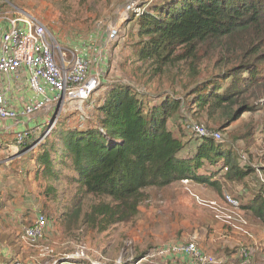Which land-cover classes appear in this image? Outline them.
Masks as SVG:
<instances>
[{
  "label": "rangeland",
  "instance_id": "1",
  "mask_svg": "<svg viewBox=\"0 0 264 264\" xmlns=\"http://www.w3.org/2000/svg\"><path fill=\"white\" fill-rule=\"evenodd\" d=\"M162 1L0 0V31L9 19L20 14H31L50 31L58 59L63 57L66 61H71L77 56L82 57L90 66L88 79H98L96 87L85 101L51 102L46 115L47 118L51 115L50 119L40 123L30 134L27 149L12 147L9 151H0V201L4 206L8 205L9 211L15 207L14 215L0 217V245L8 247L19 256L20 253L23 254L24 261L20 263L44 264L76 253H83L90 259H106L112 263L122 253L123 258L138 259L155 247L177 242L193 241L198 246L194 238H204L205 241V229L208 230L209 227L207 215L219 222L222 240L226 236L231 241L230 244L244 246L245 250H248L249 242L254 241L255 236L249 226L246 210L239 211L247 221L245 225H241L232 220L228 222L227 218H215L210 207L211 204L220 205L219 210L224 214H231L232 209L223 204L224 194L242 201L241 194L246 193L245 188L250 182H262L260 176L264 177V171L257 172L254 167L264 163V97L253 101L255 106L251 111L244 112L224 128H219L220 113L213 116L199 114L194 104L188 102L193 96L187 93L197 80H205L221 72L224 66L216 61L224 57L225 52L218 46H213L206 55L200 51L198 55L203 57L196 78H190L187 70L180 72L184 65H166L163 66L164 72L156 73V66L150 60L139 57L146 38L138 35V15L143 11L152 12L155 5ZM112 29L116 30L113 38L108 36ZM207 45L203 44L199 48L203 49ZM228 64L229 62L226 65ZM228 83L229 80L222 81L223 86ZM116 84L128 86L148 109L165 104L168 99H178L179 103H183L167 120V127L182 141L189 142V148L186 147L183 153L192 144L202 142L200 136L190 131L193 130L192 125L206 129L209 138H215L211 129H219L221 139L225 142L213 143L219 144L220 150L233 151L229 173L237 174L238 159L241 164L250 160L253 165H250L253 171L243 181L236 180V194L229 189L227 183L225 188L222 185L218 187L195 181L147 187L137 213L130 220L105 228L99 224L91 226L87 223L84 214L98 198L81 192L76 180L78 175L70 166V158L59 150L61 142L56 132L59 129H78L80 126L93 125L97 117L95 107L101 103L107 89L112 90ZM46 140L52 143L48 146L53 161L52 176L38 171L36 162L41 145ZM36 141L39 143L34 146ZM211 165L219 167L218 171L212 170L213 173L224 172L225 164L221 157L215 159L214 164L205 160L199 169L202 171L204 167ZM39 216L44 217L45 231L39 245L30 246L21 240V234ZM182 232L189 233L182 235ZM202 251L216 257L204 249ZM139 264L171 262L151 257Z\"/></svg>",
  "mask_w": 264,
  "mask_h": 264
},
{
  "label": "trees",
  "instance_id": "2",
  "mask_svg": "<svg viewBox=\"0 0 264 264\" xmlns=\"http://www.w3.org/2000/svg\"><path fill=\"white\" fill-rule=\"evenodd\" d=\"M138 20V35L146 38L139 57L150 60L156 73L164 72L166 65H184L180 72L187 70L190 78H196L203 57L199 52L206 55L213 46L223 48L224 57L216 61L224 66L221 72L197 80L187 93L193 96L188 102L199 114L220 113L219 128L251 111L253 101L264 97V0H163L152 12H141ZM203 44L208 45L199 48ZM227 80L229 83L223 86L222 81ZM108 89L95 107L93 125L56 132L61 142L59 150L70 158L81 192L98 198L84 214L91 226L105 228L130 220L147 187H163L185 178L206 182L197 174L205 160L214 163L216 157H222L225 168L231 170V149L220 150L209 136L192 144L194 150L186 152L190 157H182L189 142L167 127L168 118L183 104L178 99L148 109L125 84ZM30 136L23 150L29 147ZM49 145L52 143L47 140L41 145L36 162L38 171L52 176ZM237 167V174L231 177L244 178L253 171L250 165ZM262 194L238 201L243 211L257 201L255 214L264 222Z\"/></svg>",
  "mask_w": 264,
  "mask_h": 264
},
{
  "label": "built area",
  "instance_id": "3",
  "mask_svg": "<svg viewBox=\"0 0 264 264\" xmlns=\"http://www.w3.org/2000/svg\"><path fill=\"white\" fill-rule=\"evenodd\" d=\"M115 33L116 30L112 29L108 36L113 38L115 37ZM54 46L50 31L35 16L25 13L8 20L7 28L0 34V120L11 119L16 123L23 122V119L45 108L48 103H56L61 100L66 102H82L91 95L92 89L96 87L98 79H88L90 67L88 61L78 56L71 61H66L63 57H59L58 59ZM22 67L28 71V84L32 91L38 95H42L45 91L43 84H45L54 94L51 97H45L44 100L24 103L20 108L16 109L10 105L2 85L6 82L4 86L7 85L9 87L10 79L17 77L18 71ZM192 128L193 130L189 128L190 131L197 136H207L206 129L198 125H192ZM195 128L196 130H194ZM33 132L28 126L23 127L21 130H16L14 132L15 148H21ZM213 136L215 137H212L214 141H222L219 131H213ZM38 143L39 141H36L33 145L36 146ZM262 176L260 177L264 183ZM181 182L187 184L190 180L185 178ZM223 204L232 209L231 214L233 215L229 213L224 214L219 210L220 205L211 204L210 208L214 211L215 218H220L221 220L227 218L229 219L228 222L232 220L235 224L241 225L247 223L239 212L240 204L235 197L224 194ZM45 227L44 217L39 216L33 225L23 229L21 240L30 246L39 245ZM243 247H241V253L246 256L247 249L245 250ZM151 257L164 259L171 262V264L220 263L218 258L206 254L195 242L189 241L184 243L177 242L164 247H155L145 255H141L138 259H135L137 257L123 258L122 253V256L111 263L106 259H90L84 256L83 253H76L74 255L63 256L52 262H45L44 264H65L66 262L68 264H139ZM243 262L245 263L246 260ZM13 264L23 263L15 262Z\"/></svg>",
  "mask_w": 264,
  "mask_h": 264
},
{
  "label": "crops",
  "instance_id": "4",
  "mask_svg": "<svg viewBox=\"0 0 264 264\" xmlns=\"http://www.w3.org/2000/svg\"><path fill=\"white\" fill-rule=\"evenodd\" d=\"M7 26H8V23L5 24V26L3 27V30H5ZM1 28L2 26H0V29ZM3 30L0 31V34ZM28 77H29L28 71L24 67H22L19 69L17 77L10 79L9 87L7 85L4 86L6 82L2 85L3 90L6 93V97L10 105L13 108H16V109L20 108L24 103H28L31 101L35 102L36 100H44L45 97H51L54 94L53 91L50 90L45 84H43L44 90H45L44 93L42 95L36 94L29 87ZM50 106H51V103H48L45 108L32 114L30 117L23 119L22 120L23 122L16 123L14 120H11V119L0 120V145H1L0 151L5 150V149H7L6 151H9V149H11L12 147H15L14 146V132L16 130H21L23 127L28 126V128L34 131L39 126L40 123L49 120L51 115H49V118H47L46 115H47V111L50 108ZM176 136L179 137L178 135ZM191 150H194V147H191ZM193 153L194 151L192 152V154ZM232 153L233 151H231V154ZM182 157L188 158L190 156L186 155V153H183ZM218 158L219 157H216L215 159L217 160ZM221 159L223 160L222 157ZM239 160L240 159H238L237 161L241 169L246 168L247 165L253 166L250 160L243 162V164H241ZM263 165L264 163L260 164L261 167L259 166V167H254V168L256 169L257 172H260L258 168H261L264 171ZM224 169L225 168H223L224 172H217L215 174L213 173L212 170L218 171L219 167L218 166L215 167V165H211V166L204 167L202 171L198 169L197 174L200 175L201 177L206 178L205 179L206 182H202V183H208V184L215 185L218 187L222 185V188H225V183H227V186L229 187L231 191H234L235 188H236L235 190H237V186L236 187L234 186L236 180L243 181L245 177L240 178V179L238 177L237 178L231 177L229 173L230 169L229 170H227V168L225 170ZM256 184L253 182H250L248 186L245 188L246 193L241 194L243 196V200H242L243 202L245 200L247 201L249 199L256 198V196L259 193L261 194L263 193L264 191L263 182H260V183L257 182ZM234 193L236 194L235 191ZM262 195L264 196V194ZM7 200L11 202V199L9 197H7ZM252 206L253 207H249L246 210V212L248 213L247 215L249 217V221H248L249 226L254 233L255 239L254 241H250L248 245L246 244L248 248L246 256H244L241 253V247H240L241 245L238 246V245L230 244L229 242L231 241H229V238L226 236H224L226 239L222 240L220 236L222 234L221 233L222 230L220 228L219 222H217L214 218L211 219V216L209 215H207L208 216L207 222H209V227H208L209 231L207 230V228L205 229L206 231L205 241H204V238L200 240L192 236L194 240L197 241L198 247L201 248L202 250L204 249L205 251L216 255V258H218V260L220 261L219 264H240L244 260H246V264H263V260H264V222L262 219H260L255 214L257 212L256 210L257 201H254L252 203ZM7 214H10L11 216L14 215L15 207L9 211L8 205L4 206V204H1V201H0V217L6 216ZM188 233L189 232H182L181 234L184 235ZM20 261H24L23 254L20 253V256H19L18 254L12 252L8 247L2 246L0 248V264H13L15 262H20Z\"/></svg>",
  "mask_w": 264,
  "mask_h": 264
}]
</instances>
